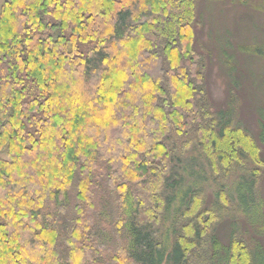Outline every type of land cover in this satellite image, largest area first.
Returning <instances> with one entry per match:
<instances>
[{
  "label": "trees",
  "instance_id": "1",
  "mask_svg": "<svg viewBox=\"0 0 264 264\" xmlns=\"http://www.w3.org/2000/svg\"><path fill=\"white\" fill-rule=\"evenodd\" d=\"M200 1L1 2L0 264H264V115L214 111Z\"/></svg>",
  "mask_w": 264,
  "mask_h": 264
},
{
  "label": "rangeland",
  "instance_id": "2",
  "mask_svg": "<svg viewBox=\"0 0 264 264\" xmlns=\"http://www.w3.org/2000/svg\"><path fill=\"white\" fill-rule=\"evenodd\" d=\"M198 11L201 23L196 28L195 47L205 67L204 80L213 109L233 104L237 110L234 119L255 132L258 113L263 111L264 115V64L250 60L242 47L264 39V0H201ZM191 168L197 175L186 171L184 176L190 183L197 176L196 187L203 186L208 202L223 178H214L197 163ZM259 195L264 204V167L259 176ZM223 222L216 229L221 238L230 225ZM199 258L195 253L191 264H200Z\"/></svg>",
  "mask_w": 264,
  "mask_h": 264
}]
</instances>
